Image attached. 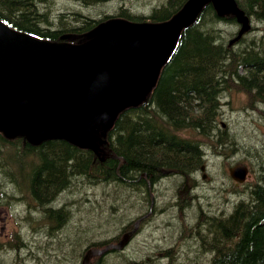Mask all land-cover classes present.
<instances>
[{
    "label": "trees",
    "instance_id": "16d2710c",
    "mask_svg": "<svg viewBox=\"0 0 264 264\" xmlns=\"http://www.w3.org/2000/svg\"><path fill=\"white\" fill-rule=\"evenodd\" d=\"M75 1L80 8L115 2L119 5L117 17L160 22L187 0H161L148 16L133 11L134 0ZM236 1L254 23L262 25L264 33V0ZM54 6L49 0H0V19L14 29L49 40H57L63 33L82 37L98 23L91 14L78 10L62 13ZM237 25L233 15L219 17L212 4L203 9L183 31L149 99L125 109L111 127L98 133L100 151L106 154L103 161L92 150L64 140L34 146L22 135L7 138L0 131V206L20 203L28 212L32 209L33 226L37 227L27 237L43 236V240L29 242L30 246L16 232L9 243L0 242V255L12 250L13 264H23L29 253L33 264H44L43 257L54 256L51 244L59 241L70 248L47 264H83L87 244L102 248L109 242L86 239L90 231L83 228L73 237L79 227L75 221L82 225L87 211L86 193L95 197L103 189L109 199L114 196L111 189L121 195L120 200H139L138 189L149 191L165 173H176L182 186L187 174L196 172L204 160L199 142L181 136L187 131L210 141L217 138L218 145L232 149L234 139L218 122L223 98L232 91H246L251 99L264 104V35L239 37ZM259 160L261 181L230 214L206 218L204 239L196 241H204L209 252H214L207 264H264V148ZM76 198H80L79 208ZM29 219L28 213L27 224ZM113 221L107 225H117ZM113 258L117 261L112 264H135L123 253L94 257L92 264H110Z\"/></svg>",
    "mask_w": 264,
    "mask_h": 264
},
{
    "label": "water",
    "instance_id": "95a60500",
    "mask_svg": "<svg viewBox=\"0 0 264 264\" xmlns=\"http://www.w3.org/2000/svg\"><path fill=\"white\" fill-rule=\"evenodd\" d=\"M210 3L219 16L234 13L241 33L247 29L249 18L235 0H189L162 23L111 20L79 45L42 40L0 20V129L10 137L26 135L33 144L55 139L94 149L95 131L145 98L183 29ZM230 174L243 183L248 168L239 163Z\"/></svg>",
    "mask_w": 264,
    "mask_h": 264
},
{
    "label": "rangeland",
    "instance_id": "374dc122",
    "mask_svg": "<svg viewBox=\"0 0 264 264\" xmlns=\"http://www.w3.org/2000/svg\"><path fill=\"white\" fill-rule=\"evenodd\" d=\"M54 6L56 11L60 12H69L71 10H78L82 11L84 14H91L92 17H102L104 15L111 16L116 13L119 5L115 2L109 4H99L96 7L90 8H80V5H77L75 0H49ZM134 12H140L141 14L148 16L150 14V9L154 6H157L161 0H134ZM69 8V9H66ZM250 24V27H249ZM240 27L239 25H237ZM261 28L262 25L256 23H248L247 29L243 32L246 38L250 37H258L259 34L261 35ZM264 35V33H263ZM219 125L222 129H227L230 136L234 139L235 145L231 148H220L217 143V138L210 141L207 138H203L195 134V132H188L187 135H190L192 138L203 142L207 151L206 155V163H204V169L207 170L208 179H202V173L197 171L193 174L194 181H197L198 184L193 185L192 190H190L189 197L195 202L193 208L190 209L188 204H182V211H176L173 208L170 210L169 216L171 223L173 224V219L177 226H181L184 229V238L177 237L173 240V238L177 234L178 236L181 232L180 227L173 228V230L168 231L165 229L164 223L159 221H155L151 226H148L145 230L140 226L135 227L136 237L130 244V246L125 251L126 255L129 258V262L135 264H158L162 262V264H177L179 260H190L188 262L191 264H207L214 252H209L207 248L203 249L204 254L199 257H196L198 252L201 250L198 249V246H194L193 249H190L193 243V239L188 236V227L190 224H193L198 220V216L203 210L205 213H212L215 215L225 216L229 212H231V208L236 205L239 200V196H233L235 194L233 189V184L230 180L231 177L229 175V168L233 166L237 162H243L248 164L251 167V176L248 177L247 182L243 187H240L239 194H244L247 185L256 182V177L259 173V166L258 162L260 159V154L263 152L264 148V106L260 107L256 103H252L251 99L244 93H239V91H234L232 95H228L226 98L223 99V110L222 115L219 119ZM229 126V127H228ZM233 135V136H232ZM221 136V135H220ZM228 136V135H227ZM229 137V136H228ZM231 147V146H230ZM224 153L219 155L218 153ZM180 182V179H177ZM202 183H201V182ZM176 185V183H172ZM155 188V187H154ZM153 188V189H154ZM3 190V189H2ZM100 194L93 197L91 193H86L87 199L84 204L87 206V211L83 215L84 218L82 220V225H80L81 221L78 222L79 227L76 228L73 237L75 238L78 234L79 230L83 228L84 231H90L88 237L86 239L91 241L96 240H105L111 235L116 234L118 230L115 231L113 226L109 227L106 225L110 218H113V223H120L126 224L130 222L131 219L136 218L139 215V200H138V207L136 206L137 200L129 199H121V195L115 194L114 190H109L112 192L110 195H113L111 198L106 197L107 195L104 194L103 189L97 190ZM186 191V190H183ZM138 195V193H136ZM238 195V194H236ZM77 201V207L79 208L80 198L75 199ZM202 203L203 208H199V203ZM91 203V204H90ZM16 205V204H14ZM114 205L116 212L113 217H110L109 208L108 206ZM17 209H1L0 208V242H5L1 238L7 237L11 234L12 231H23V233L32 232L33 230V223H28L24 225V222L21 221L20 215H23V211L25 210L24 206L16 205ZM92 208L94 210H92ZM146 209V207H145ZM85 211V210H84ZM96 211V212H93ZM34 211L32 210V213ZM91 212V213H90ZM95 214H93V213ZM114 212V211H113ZM177 213H180L179 215ZM99 215V216H98ZM101 215L103 217H101ZM86 216V217H85ZM122 216L121 220H118ZM164 216V217H166ZM33 215H31V218ZM162 217V216H160ZM162 217V218H164ZM219 217L217 219H221ZM31 220V219H29ZM112 220V219H111ZM21 224L22 227H19L17 224ZM73 223V225L75 224ZM133 224V223H132ZM139 229V230H138ZM92 230L97 231V235H94ZM42 238V239H41ZM164 238L173 240L172 242L175 243L176 251L179 249L178 247L184 245L186 247V253L181 252V254L175 253V249L170 252L173 257L176 256V259L168 258L167 261H163L167 258V253L162 254L163 256L159 255L160 262H157V258L152 254L151 248L154 247V244L161 243ZM43 240V236L38 237L37 239H30L26 240V243L31 241L37 242ZM54 242V240H53ZM184 242V244H183ZM32 243V242H31ZM29 243V245H31ZM164 247L169 249V243H161ZM54 252L53 257H43L44 253H40L44 258L43 263L47 264L48 260L57 261L58 256L63 257L64 252L70 248V245H66L63 247L59 241H56L54 245L51 244ZM47 248V247H46ZM61 249V250H60ZM201 252V253H203ZM208 253V254H207ZM185 254V256H184ZM206 254V256H205ZM115 256V255H113ZM13 252L12 250H8L3 252L0 255V264H13ZM165 257V258H163ZM47 258V259H45ZM32 258H30L29 253L28 255L25 254L23 264H33ZM198 259V261H197ZM116 258L111 259L109 262L110 264L114 263Z\"/></svg>",
    "mask_w": 264,
    "mask_h": 264
},
{
    "label": "flooded vegetation",
    "instance_id": "af4514ba",
    "mask_svg": "<svg viewBox=\"0 0 264 264\" xmlns=\"http://www.w3.org/2000/svg\"><path fill=\"white\" fill-rule=\"evenodd\" d=\"M199 150L201 151V158L203 162L206 163V155L207 152L198 146ZM201 172L204 170V164H201V166L198 168ZM164 178H160L156 183V185H151L149 187V191L142 189L141 187L138 189L137 193L140 197L139 200V205H138V200L136 206H139V215H137V218L135 221H137L138 226L143 228L144 230L148 227L151 226L155 221L161 220L162 223L166 224L165 229L168 231L177 230L176 227H180L181 232L178 236V230L176 236L173 238L176 239L177 237H183L184 238V229H182L181 226H177L174 219H173V224L171 223L170 217L166 216L169 215L170 210L173 208L174 210L182 211V204H188L187 206H190V209L193 208L194 206V201L189 197L190 190H192L193 185H189L188 181L193 179V173H188L187 176L183 180V185L181 186V181L178 182L177 179L179 177L176 176V173H165L163 176ZM171 178V179H170ZM167 179L172 180V183L174 184H169L167 183ZM181 179V178H180ZM195 184H198L197 181H195ZM155 187V188H154ZM154 188V189H153ZM186 190V191H183ZM71 203L69 202L68 205ZM146 207V209H145ZM199 208H203L202 203H199ZM178 215L180 213H177ZM164 218H162V217ZM209 216V213H205L203 210H201V213L198 216V220L194 222L193 224H190L188 227V236L193 239V243L190 249H193L194 246H198V249L203 252L204 248H207L205 246V242L199 243L198 240L196 241L197 238L200 240H203V235L205 234L203 230V225L207 221V217ZM217 218L223 217L220 215H216ZM139 230V229H138ZM137 231V230H136ZM138 232V231H137ZM173 240H168L164 238L161 240V243H169V249L159 244H154L158 245L159 247L152 249V253L154 254H168L172 251V249H175V246L177 243L172 242ZM184 244V242H183ZM179 249L175 253L181 254V252L185 253L186 252V247L184 245H181L178 247ZM198 252L197 254H204ZM157 262H160V260L157 259Z\"/></svg>",
    "mask_w": 264,
    "mask_h": 264
},
{
    "label": "bare ground",
    "instance_id": "6f19581e",
    "mask_svg": "<svg viewBox=\"0 0 264 264\" xmlns=\"http://www.w3.org/2000/svg\"><path fill=\"white\" fill-rule=\"evenodd\" d=\"M229 95V94H228ZM227 97V96H226ZM225 97V98H226ZM224 99V98H223ZM223 103V102H222ZM68 142V141H67ZM69 143H71V142H69ZM71 144H73V143H71ZM73 145H75V144H73ZM76 146V145H75ZM79 147V146H78ZM80 148V147H79ZM82 149V148H81ZM88 150H92L93 152H94V150L93 149H90V148H88ZM203 150H205V149H203ZM101 159V161H103L104 159L103 158H100ZM207 170L208 169H204L203 171H202V173H207ZM18 203V202H17ZM17 203H14V204H17ZM18 205H20V203L18 204ZM29 214H30V217H31V215H33V213H32V209H30V212H28ZM34 222V220H33V217L31 218V220H29V223H33ZM32 227H37V226H33L32 225ZM134 233L136 234V230H135V228H134ZM102 241H104L105 242V240H102ZM94 242V241H93ZM3 243H5V242H3ZM88 246V244L85 246V248H83V258H82V263H83V261L85 260V258H87V257H89V261H90V264H92V260H93V258L94 257H97V256H100V254H97V253H94V251H96L94 248H93V246L91 247H87ZM30 255V254H29ZM30 258H31V256H30Z\"/></svg>",
    "mask_w": 264,
    "mask_h": 264
}]
</instances>
